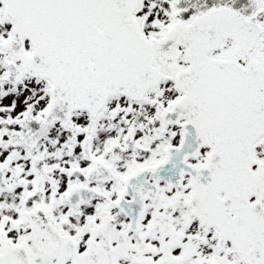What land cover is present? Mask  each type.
Returning <instances> with one entry per match:
<instances>
[{
  "label": "snow or ice",
  "instance_id": "obj_1",
  "mask_svg": "<svg viewBox=\"0 0 264 264\" xmlns=\"http://www.w3.org/2000/svg\"><path fill=\"white\" fill-rule=\"evenodd\" d=\"M0 264H264V0H0Z\"/></svg>",
  "mask_w": 264,
  "mask_h": 264
}]
</instances>
